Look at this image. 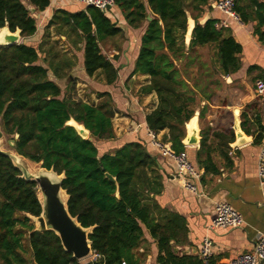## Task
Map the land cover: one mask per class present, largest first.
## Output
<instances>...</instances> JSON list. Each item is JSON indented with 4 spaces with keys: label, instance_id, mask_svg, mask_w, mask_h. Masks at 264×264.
Returning <instances> with one entry per match:
<instances>
[{
    "label": "trees",
    "instance_id": "1",
    "mask_svg": "<svg viewBox=\"0 0 264 264\" xmlns=\"http://www.w3.org/2000/svg\"><path fill=\"white\" fill-rule=\"evenodd\" d=\"M240 1L235 0L234 10L241 21H255L254 33L264 37V3L255 0L260 10L248 12ZM207 2L147 0L152 18L141 36L131 72L149 75V83L141 91H154L158 102L146 114V125L156 133L167 129L163 141L170 142L176 152L185 149L184 123L211 95L206 90L209 79H203L201 86L190 83L186 76L188 66L199 58L196 48L214 44L216 66L222 74L234 73L240 67L241 45L224 33L225 27L216 26L218 19L199 23L201 6ZM49 4V0H0V27L8 25L11 31L19 28L24 39L0 46V128L10 138L18 134L13 150L44 168L63 173L61 185L68 195V211L81 226L91 227L88 238L100 264H140L135 249L143 241L145 231L157 244V264H216L178 249L190 243L188 225L183 217L162 209L150 196L160 189V175L154 156L142 142L128 141L109 151L98 148L96 141L115 138L116 109L110 92L96 91L97 101L62 95L61 87L49 74L66 77V86H73L74 78L68 75L73 62L59 56L58 51H53L49 59L44 57V63L39 62L36 47L27 42L37 29L30 9L42 11ZM116 4L131 26H137L147 16L142 0H116ZM188 14L195 26L186 45ZM62 22H71L74 30L83 33L84 72L89 77L99 74L105 84H113L117 67L102 53L99 41L121 29L92 6L65 13ZM202 111L203 108L200 117ZM70 119L82 124L90 138H83L67 124ZM241 124L244 126L243 121ZM244 131L249 132L245 128ZM213 136L219 147L207 145L206 130L196 153L197 164L204 173L216 174L217 153L230 164L227 149L234 132H216ZM260 137L261 133L255 141ZM40 212L36 183L23 178L10 157L0 152V264H83L64 249L54 231L35 230L28 215L38 216Z\"/></svg>",
    "mask_w": 264,
    "mask_h": 264
},
{
    "label": "crops",
    "instance_id": "2",
    "mask_svg": "<svg viewBox=\"0 0 264 264\" xmlns=\"http://www.w3.org/2000/svg\"><path fill=\"white\" fill-rule=\"evenodd\" d=\"M142 1L147 16L137 26H131L128 23L125 13L117 4L110 10L104 11L105 15L115 22L121 31L99 41L102 53L117 67L118 75L113 84H105L102 80L103 82H97V85L102 88L98 89L96 84L93 86L95 92L98 90L110 92L116 109L113 118L115 138L104 141L102 145L105 147L102 149L109 151L128 141L142 142L148 152L154 156L156 172L160 175V189L158 193L150 194V196H153L162 209L183 217L188 225L190 243L185 248L178 247V249L197 254L202 238L208 237L212 241L210 259L216 264H224L228 259L250 251L257 235L264 232V208L256 174L258 146L264 131V100L257 97L254 91V81L264 78V37L260 38L254 33L255 21L245 23L236 21L212 6L216 0H208L207 4L201 6L198 21L204 19L208 13L211 18L226 21L224 33L231 35L241 45L242 50L239 54V69L230 74H222L217 69L219 76L216 79L213 76L214 71L207 68L209 65L207 61H201L202 56L199 53V58L195 60L206 68L201 72V77H198L212 78L213 81H209L206 87V90L211 92L210 98H204L195 109L199 112L197 118L199 141L197 144L185 146L189 159L202 174L197 183L200 194H194L183 187L174 161L162 155L151 145L144 127L136 128L135 126L137 123L146 124V114L153 110L158 102L154 91H141V88L149 83V75L131 74L134 61L139 53L141 36L146 29L147 21L152 18L147 0ZM256 1L264 3V0ZM77 2L55 0L42 11L34 10L33 16L37 29L28 40L36 47L39 62H43L44 57L49 59L53 51H58L59 56L71 60L73 66L70 67L68 75L72 78L76 76L75 68H77L76 71H81L79 80L76 82L78 89L85 91V87L92 86V78L95 75L89 77L83 70L85 44L83 33L74 30L71 22L64 24L62 22L65 13H75L86 9L84 4L78 5L80 2ZM240 2L248 12L259 9L255 0ZM188 15L191 17L190 14ZM50 21L52 24L48 27ZM262 30L264 31V26ZM209 46L215 52L214 44L199 46L196 49ZM212 61L217 63L214 59ZM216 65L215 68H217ZM49 76L61 87L62 95H64V89L67 90L69 87L66 83L63 85L60 80L65 77L57 78L51 72ZM201 108H203V115L200 117ZM194 120L196 123V117ZM242 121L244 126H241ZM69 122L73 124L75 121L69 120ZM189 122L184 123L185 134L187 129L189 130ZM243 127L250 133H246ZM206 130H208L207 145H217V147H219L218 139L213 136L214 133L229 134L230 130L234 132L233 141L228 142L227 149L230 164L219 157L217 151L214 153H217L215 160L219 165V173L216 174L204 173V169L197 164L196 152L200 147L202 133ZM166 133L167 129L157 132V135L163 140ZM260 133L261 137L256 142L255 137ZM2 135L5 138L3 132ZM223 141L222 147H224ZM218 201L229 202L242 215L241 227L213 230L207 228L214 216V205ZM135 252L140 264H157V244L147 231ZM91 260L92 256L87 262ZM258 264H264V261Z\"/></svg>",
    "mask_w": 264,
    "mask_h": 264
},
{
    "label": "water",
    "instance_id": "3",
    "mask_svg": "<svg viewBox=\"0 0 264 264\" xmlns=\"http://www.w3.org/2000/svg\"><path fill=\"white\" fill-rule=\"evenodd\" d=\"M212 6H214V4ZM30 10L31 12H34V8H31ZM210 18L211 16L208 13L204 19L199 21V23L203 24ZM148 19H150V17H148ZM190 21L192 22V25L189 29L188 25ZM194 26L195 20L188 15L187 29L184 39L186 45H188L190 41ZM186 36H188V39H186ZM20 40L21 35L19 28L11 31L8 25L0 27V46L20 43ZM198 113L199 112L195 110L193 116L188 120L191 121L194 117H196V127H194L191 131L187 129V133L182 139V143L184 146L194 145L199 141L197 126ZM67 124L72 125L76 129L78 134L83 138H90L89 131L82 124L78 123L82 125L81 128H78L74 124L70 123L69 120ZM17 137L18 134L16 133L13 138H10L8 140V144L11 148L5 149L3 146H1L3 145L2 143L5 138H3L2 132L0 131V152L10 157L14 166H16L20 170L21 176L23 178H25L26 180L34 181L37 185V191H39V193L41 194V198H39L37 195L41 205V212L38 216L28 215L30 219L33 218L37 223V226H35V230L54 231L59 236L64 249L71 252L73 256L79 261L91 257L93 255V252L91 250V244L88 238L91 227L85 228L81 226L76 217H73L69 213L67 206L68 195L61 185L62 179L64 177L63 173L58 174L53 169H47L40 165L32 167L30 161L27 158L13 150L15 139ZM106 176L110 180L115 181V178L109 173H106ZM63 198H65V201L63 200ZM83 264L89 263L86 262ZM91 264H100V261L94 259V257L92 256Z\"/></svg>",
    "mask_w": 264,
    "mask_h": 264
},
{
    "label": "built area",
    "instance_id": "4",
    "mask_svg": "<svg viewBox=\"0 0 264 264\" xmlns=\"http://www.w3.org/2000/svg\"><path fill=\"white\" fill-rule=\"evenodd\" d=\"M55 0H49L52 4ZM78 1L85 6H92L99 10H110L116 4V0H73ZM235 0H216L214 7L233 18L236 21L242 22L239 14L234 10ZM217 27H225L226 21H218ZM254 91L257 97L264 100V78H258L254 81ZM136 128L144 127L149 141L158 151L169 158H171L176 166L177 175L182 180V185L185 189L194 194H200L197 183L201 179V172L189 159L186 150L176 152L171 148L170 142L163 141L157 133L151 130L146 124L137 123ZM256 174L258 185L261 191V203L264 208V131L258 146ZM243 224L242 215L232 207L227 201H218L214 205V216L207 225L208 229H235L241 227ZM197 255L207 262L212 256V241L208 237H203ZM96 259L97 255H92ZM264 261V232L257 235L256 241L252 249L248 252L242 253L228 259L224 264H258ZM122 264H125L124 262Z\"/></svg>",
    "mask_w": 264,
    "mask_h": 264
},
{
    "label": "rangeland",
    "instance_id": "5",
    "mask_svg": "<svg viewBox=\"0 0 264 264\" xmlns=\"http://www.w3.org/2000/svg\"><path fill=\"white\" fill-rule=\"evenodd\" d=\"M79 4H81V3H78V5ZM184 39H185V37H184ZM20 41H24V39L21 38ZM27 42H29V40ZM196 52L199 53L202 56V59L200 58L201 61H203V62L204 61H207L206 62L207 65L209 64L207 66V68L210 69V70H212V71H214V75L213 76L216 79L219 76V73L217 71L218 68H215V65L217 63H213V61H212L214 59V62H216V55H215V52H214L213 48L210 47V46L209 47L198 48V49H196ZM204 68L205 67H203L198 62H195L194 64H191V65L188 66V68H187L188 73L186 74V76L190 80V83L197 82L200 85L203 84V82H204L203 79L202 78H199L198 76H200L201 72L206 69V68L205 69ZM76 70H77V68L74 69V71H75L74 73L78 77L73 76V78H74V84H73V86L69 87L70 89L69 88H67V90L64 89V94L66 96H70V97H72V98H74L76 100H88V101H92L93 100V101H97L95 88H93V86L96 84V87L98 89L99 88H102L100 85H97V82H103L101 75L95 74V76L92 78V80H93L92 81V84H91L92 86H89L90 88L89 87H85L84 88L85 91H84V90L78 89L76 80H79V77H80L79 75L81 74V71L78 72ZM209 81L211 82V81H213V79L211 78V79H209ZM60 82H62L63 85H64V83L67 84L66 77H65V79L60 80ZM210 87L212 88L211 85H210ZM73 124H78V123L73 122ZM78 125H80V124H78ZM80 126H82V125H80ZM0 131H1V128H0ZM9 139H10V137L7 136V135H5V139H4L3 143H2L3 145H1L5 149H10L11 148L10 145L8 144V140ZM103 142H104L103 140L96 141V144H97L98 148L100 149V151H101V148H104L105 147V146L103 147V145H102ZM30 164H31L32 167H35V166L40 165L39 163H34V162H31V161H30ZM31 222L34 223L35 226H37V223H36V221L33 218H31ZM26 244H27V242L25 241V245ZM88 259H89V257L86 258V259H84V260H82V263H86L88 261Z\"/></svg>",
    "mask_w": 264,
    "mask_h": 264
},
{
    "label": "bare ground",
    "instance_id": "6",
    "mask_svg": "<svg viewBox=\"0 0 264 264\" xmlns=\"http://www.w3.org/2000/svg\"><path fill=\"white\" fill-rule=\"evenodd\" d=\"M191 25H192V22L190 21L189 22V25H188V27H189V29L191 28ZM187 38L186 39H188V36H186ZM75 126H77L78 128H81L82 126H80V125H78V124H74ZM194 127H196V123H195V120H194V118L189 122V131H191ZM37 195H38V197L39 198H41V194L39 193V191H37ZM63 200L65 201V198H63Z\"/></svg>",
    "mask_w": 264,
    "mask_h": 264
}]
</instances>
